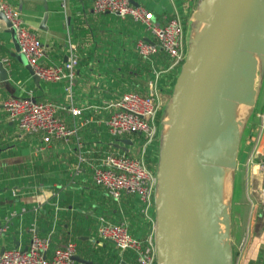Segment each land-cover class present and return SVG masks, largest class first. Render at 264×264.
<instances>
[{
  "label": "crops",
  "instance_id": "1",
  "mask_svg": "<svg viewBox=\"0 0 264 264\" xmlns=\"http://www.w3.org/2000/svg\"><path fill=\"white\" fill-rule=\"evenodd\" d=\"M0 1L16 8L24 25L39 38L43 64L67 60L70 44L78 55L67 94L65 79L45 80L31 73L10 25L0 18V53L8 61L3 65L6 78L0 80V248H23L35 234L48 239L46 254L52 246L74 241V254L90 261L74 259L78 264H135L129 250L98 237L95 226L100 218L123 220L132 234H144L148 223L140 202L131 193L122 194L117 201L112 199L94 185L85 160L104 151L139 152L142 145L137 144V137L126 142L130 136L112 137L108 133L104 124L108 104L124 92L147 91L156 67L162 68L155 82L162 106L161 99L172 91L175 71L167 68L168 58L161 52L148 58L137 54L136 40L150 37L142 23L130 16L95 11L91 0ZM132 1L150 11L151 18L159 23L177 15L184 35L197 7V0ZM254 88V103L246 117L239 119L243 135L239 137L235 167L229 171L226 205L231 264H264V210L257 194V188L264 185V170L255 162H247L259 123L262 129L256 148L264 153V57L258 62ZM9 95L52 100L58 105V115L75 133L51 139L38 148L40 134L19 135L14 121L7 117L1 102ZM70 104L78 106L80 113L72 115L67 110ZM252 111L257 120L249 122ZM154 142L144 145V155L155 154ZM236 174L239 189L233 187ZM245 227L247 240L237 256Z\"/></svg>",
  "mask_w": 264,
  "mask_h": 264
},
{
  "label": "water",
  "instance_id": "2",
  "mask_svg": "<svg viewBox=\"0 0 264 264\" xmlns=\"http://www.w3.org/2000/svg\"><path fill=\"white\" fill-rule=\"evenodd\" d=\"M0 18L9 24L1 10ZM192 18L196 28L164 108L156 256L160 264H231L221 182L224 169L236 163L240 121L234 105L254 103V78L264 57V0H199ZM5 78L0 63V80Z\"/></svg>",
  "mask_w": 264,
  "mask_h": 264
},
{
  "label": "built area",
  "instance_id": "3",
  "mask_svg": "<svg viewBox=\"0 0 264 264\" xmlns=\"http://www.w3.org/2000/svg\"><path fill=\"white\" fill-rule=\"evenodd\" d=\"M92 8L98 12H112L119 16H130L142 23L150 34L149 38H138L135 49L139 56L150 57L158 52L168 58L167 68L175 71V76L183 62L186 53L183 27L177 15H171L162 23L151 18L150 11L131 0H91ZM0 10L9 21L18 50L24 56L31 73L45 80L65 79L64 91L70 93L73 67L77 64L78 55L74 46L69 45L67 60L61 64H43L40 59L43 47L39 38L29 30L22 20L19 11L6 2L0 1ZM7 57L0 53V63L5 65ZM154 79L147 85V91H128L111 101L104 124L110 136H132L141 138V149L137 153L104 151L97 157L85 160L91 169L90 175L94 185L101 187L115 201L122 194H135L140 202L148 227L144 234H132L127 224L122 221H108L100 218L95 226L98 237L111 241L121 250H129L135 264H160L155 247V205L156 194V164L158 154L155 146L150 156L144 155V145L156 142L158 135L157 113L161 104L157 96L156 79L161 69L153 68ZM175 78V77H174ZM70 98V97H68ZM1 105L7 117L14 121L19 135L31 133L40 134L42 148L51 139L67 138L75 133L58 115V105L52 100H39L30 95L6 96ZM67 110L72 115L80 113V108L73 104ZM262 123L253 133L252 147L247 162H255L264 170V153L257 148L261 136ZM154 142V144H155ZM261 153V154H260ZM81 160L84 157H79ZM260 206L264 210V185L257 188ZM1 229V228H0ZM245 231L237 244V256L242 251L247 240ZM48 239L33 234L27 245L21 247L0 248V264H78L72 254L75 251L74 241L69 240L61 245L52 246L46 254Z\"/></svg>",
  "mask_w": 264,
  "mask_h": 264
},
{
  "label": "rangeland",
  "instance_id": "4",
  "mask_svg": "<svg viewBox=\"0 0 264 264\" xmlns=\"http://www.w3.org/2000/svg\"><path fill=\"white\" fill-rule=\"evenodd\" d=\"M197 2H198V0L195 2V6L197 5ZM199 24L197 23V26H198ZM195 28H196V25H195V21L193 20V21H191L190 22V24L187 26V28H186V33H185V35H184V42H185V45H186V48H187V45H188V43H187V39H188V37L189 36H192L193 35V33H194V31H195ZM173 81V80H172ZM172 81H171V83H172ZM172 92V91H171ZM171 92H170V94L169 95H167L166 97H164V98H162L161 100H162V106L160 107V110H159V112L157 113V128H158V135H157V138H156V142H155V146L157 147V149H156V153L158 154V152H159V148H160V144H161V141H162V133H163V131H164V129L166 128V126H167V124L166 123H164V119H165V111H164V108H165V106H166V104H167V102L169 101V99H170V95H171ZM249 106H247V105H243V104H238V103H236L235 105H234V115H235V118L237 119V120H239V119H243V117H246V111L249 109L248 108ZM257 120L256 118H255V116H254V112L252 111V113H251V115H250V117H249V122L251 121V120ZM242 135H243V131L242 130H239V137H242ZM136 142H137V144H141V142H142V139L141 138H139V139H137L136 140ZM157 159H158V157H157ZM226 171H230V168H226L225 169ZM240 178L238 177V175L236 174L234 177H233V187L234 188H237V189H239V187H240ZM228 188H229V186H228ZM228 196H229V189H228V192H227V198H226V201L228 200ZM223 201V200H222ZM225 201V204H227V202ZM224 203V202H223ZM227 206V205H226Z\"/></svg>",
  "mask_w": 264,
  "mask_h": 264
},
{
  "label": "bare ground",
  "instance_id": "5",
  "mask_svg": "<svg viewBox=\"0 0 264 264\" xmlns=\"http://www.w3.org/2000/svg\"><path fill=\"white\" fill-rule=\"evenodd\" d=\"M238 104H243V103H238ZM245 105V104H243ZM226 169V168H225ZM224 169L223 177H222V182H221V200L222 202L225 203L226 198H227V192H228V186L230 183V173Z\"/></svg>",
  "mask_w": 264,
  "mask_h": 264
}]
</instances>
